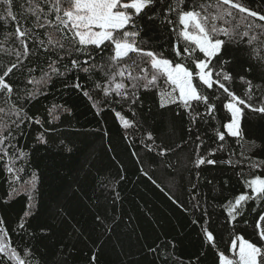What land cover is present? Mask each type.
<instances>
[{
    "label": "snow or ice",
    "instance_id": "snow-or-ice-1",
    "mask_svg": "<svg viewBox=\"0 0 264 264\" xmlns=\"http://www.w3.org/2000/svg\"><path fill=\"white\" fill-rule=\"evenodd\" d=\"M0 27L8 29L0 40V175L8 185L0 203L24 199L15 228L0 215V264H50L54 253L40 246L54 225L45 219L33 228L31 221L50 213L66 224L71 215L60 193L72 184L54 159L50 166L45 162L58 139L57 122L73 109L53 104L43 117L31 110L57 86L85 100L101 120L105 112L113 115L122 139L135 149L130 155L140 176L197 231L200 246L188 264H264V0H0ZM152 30L163 37L154 46ZM244 57L245 74L236 73L247 85L242 98L231 85ZM248 73L252 78L246 79ZM145 110L173 135L183 125L186 137L173 147L158 142L150 126L140 132ZM137 133L142 138L133 139ZM26 136L31 146L22 143ZM59 145L61 153L73 152L71 141L59 138ZM190 145L181 162L178 150ZM42 147L49 156L37 160ZM153 165L166 172L168 183L155 177ZM218 165L231 175L219 181L202 177ZM125 179L121 165L114 183L100 182V196L113 208ZM49 180L56 195L46 208ZM91 180L95 191L98 178ZM107 206L97 203L104 211L94 216L102 235L113 231L108 225L117 219ZM175 245L169 240L147 246L150 264H178L167 251ZM96 261L92 253L88 264Z\"/></svg>",
    "mask_w": 264,
    "mask_h": 264
},
{
    "label": "trees",
    "instance_id": "trees-1",
    "mask_svg": "<svg viewBox=\"0 0 264 264\" xmlns=\"http://www.w3.org/2000/svg\"><path fill=\"white\" fill-rule=\"evenodd\" d=\"M8 29L0 27V40ZM152 38V45L162 42L163 37L156 30L148 33ZM238 55L244 56L243 53ZM247 57H244V68H237L234 72V81L231 85L238 95L244 98V92L247 85L240 81L236 73L245 74L247 68ZM255 63V60L251 61ZM252 73H248L246 79L252 78ZM259 83L253 80V84ZM264 91V89H262ZM53 104H62L73 109V115L65 119L61 117V122H57L58 139L56 143L51 144V157L47 163L49 166L52 160L57 165L62 166V174L67 182L72 184L71 190L65 189L60 193V203L64 205L71 215L68 217V223H61L59 218L53 220L50 213H45L31 221L32 227L36 228L45 219L49 224L54 225V234L45 240L40 246L41 252L54 253L51 255L50 264H58L61 260H67V264H88L89 257L96 253V264H150L153 259L147 254V246L159 243L165 245L169 240H175V249L168 248L167 251L178 258V264H188V257H191L200 246V237L197 231L190 225L189 219L179 209L172 205L167 199L158 192L148 181L142 178L137 171L138 165L130 152L135 150L129 148L131 141L122 139L123 130L118 127V122L114 120L110 112L103 113V119L94 115L85 100L75 94L70 93L57 86L47 97H41L39 102L31 110L43 117L45 110ZM222 116L223 113L221 112ZM146 121L145 129L153 131L157 136L158 142L164 141L165 144L175 147L180 143L181 137L185 136L184 126L177 125L175 134H171L167 124L160 117H154L146 110L141 118V123ZM98 128L107 130L109 135L106 137ZM131 134V133H130ZM59 138H65L71 141L73 147L72 153H61ZM142 138L139 133L133 136V139ZM22 143L31 146V136L24 137ZM193 145L186 146L183 150H178L181 162L188 155ZM143 156V152H141ZM219 155V154H218ZM41 156H49L43 147L36 155L39 160ZM168 159V158H166ZM124 168L126 179L118 186L120 200L115 207L108 204L103 196H100V182L107 183L118 173L120 166ZM154 175L165 183H168L166 172L153 165ZM224 165H218L216 168L209 167L202 172L204 179L215 178L219 181L222 177L230 176L231 172H222ZM89 169L91 176L98 178L96 190H93L91 176L87 175ZM30 171V169L28 170ZM171 171V170H169ZM51 174L50 172L48 173ZM187 175V173H185ZM73 177H76L78 183H72ZM28 178L26 171L21 179ZM232 187L235 191L240 190V186L232 181ZM82 189V191H77ZM202 189L207 191V186L202 185ZM176 190V189H174ZM8 191V185L4 181L3 175H0V201L5 197ZM44 204L47 208L52 204L51 196L56 195L55 184L49 180L45 186ZM109 195L108 192L104 193ZM231 195V192L225 193ZM97 196H100L97 201ZM111 198V197H110ZM97 203L107 206L109 216L117 217L115 224L109 223L113 228L110 234L102 235V230L97 229L94 222V216L98 211H104L101 207H96ZM24 209V199L17 198L10 201L7 205L0 203V215L6 217L10 228L16 227V221ZM53 210L54 205H53ZM78 229V231L76 230ZM39 234V233H38ZM17 243L19 238L17 237ZM27 237L25 242H27ZM95 242V243H93ZM33 244L36 241H32ZM220 248L226 249L227 237L220 243Z\"/></svg>",
    "mask_w": 264,
    "mask_h": 264
}]
</instances>
